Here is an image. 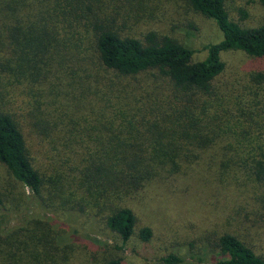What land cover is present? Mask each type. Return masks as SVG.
<instances>
[{"label":"trees","instance_id":"16d2710c","mask_svg":"<svg viewBox=\"0 0 264 264\" xmlns=\"http://www.w3.org/2000/svg\"><path fill=\"white\" fill-rule=\"evenodd\" d=\"M183 1L221 32L218 42L204 47L203 60L168 36H119L98 17L95 0H0V33L9 53L29 69V55L39 57L48 69L32 66L30 75H49L53 89V110L35 124L30 143L16 113L0 105V166L42 215L20 226L0 224V264H69L81 242L74 230L79 215L100 220L120 251L136 233L149 242V226L136 232L141 193L150 184L171 187L204 166L210 165L215 186L195 190L260 202L257 212L264 210V194L256 196L264 189V73L251 74L247 98L240 90L226 98L219 85L225 53L264 58V24L234 21L225 0ZM258 2L264 8V0ZM65 91L66 102L60 98ZM53 198L68 200L62 203L67 210L57 211ZM22 201L16 200L15 212ZM242 204L233 208L236 217ZM253 213L248 209L257 223ZM58 214L67 215L63 226L55 223ZM249 229L202 237L159 263L264 264V237L251 242Z\"/></svg>","mask_w":264,"mask_h":264},{"label":"rangeland","instance_id":"374dc122","mask_svg":"<svg viewBox=\"0 0 264 264\" xmlns=\"http://www.w3.org/2000/svg\"><path fill=\"white\" fill-rule=\"evenodd\" d=\"M95 2L97 4L95 8L99 10L98 17L119 36L140 40L149 32L159 37L168 36L194 50V60H203L206 56L204 47L218 42L222 37L212 19L193 12L183 0H95ZM225 5L230 17L244 27L253 28L264 24V8L258 0H225ZM0 41L4 44L0 42V105L7 112L16 113L14 116L21 122L26 140L30 143L35 124L39 122L41 125V121L44 122L42 120L45 118L44 114L48 111L49 115L53 110L51 101L53 89H50L49 75L47 79L42 80L37 75L31 76L34 74L32 66L39 70L48 67L43 65L39 57L33 58L29 55L31 64L29 69L20 60H15L17 54L9 53L8 39L1 33ZM223 57L226 70L219 79L221 90L226 98L236 96L239 90L243 98H247L244 92L247 90L246 84H249L251 74L264 73V58H250L240 51H229ZM66 92L60 96L64 102ZM60 104L63 105L61 102ZM126 141H129L128 137ZM209 166L190 174L191 178L193 175L192 179L178 178L179 181H174L171 187H155L154 184H150L141 193L140 205L135 207L139 208L136 210L139 218L136 232L143 226H149L153 231L149 242H142L136 233L126 248L120 251L117 249L118 239L105 229L100 220L90 215L88 216L93 220L85 215L76 217L74 230L80 235L81 242L75 244V255H70L72 259L69 260V264H103L111 258H123L124 264H160L159 259L168 252L179 248L184 250L195 240L208 235L216 237L224 233L239 234L244 228H250L247 233L251 242L257 241L255 237L258 234L262 240L264 225L261 224H264L262 220L264 210L259 213L256 209L262 207L260 202L255 204L253 200L254 204L247 205L238 196L195 190L198 187L215 186L211 172L207 171ZM198 177L201 178L199 181ZM22 192L20 185L10 178L4 167L0 166V195L6 199L2 200L4 207L0 208L2 227L20 226L32 215L42 216L40 208L30 195L25 191L22 197ZM262 194L264 189L260 187L256 196L262 197ZM21 198L25 202L17 204L21 210L15 212L16 200ZM64 202L68 203V200L53 198L51 204L60 212L67 210V207L62 205ZM240 204L245 208L242 215L236 217L233 208ZM248 209L254 210L253 214L258 218L257 223L253 215H248ZM66 218V214L54 215L55 223L61 226ZM236 220L237 222L241 220L242 227H238ZM86 234L93 240H83ZM260 245L264 249V243Z\"/></svg>","mask_w":264,"mask_h":264}]
</instances>
